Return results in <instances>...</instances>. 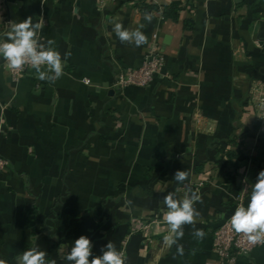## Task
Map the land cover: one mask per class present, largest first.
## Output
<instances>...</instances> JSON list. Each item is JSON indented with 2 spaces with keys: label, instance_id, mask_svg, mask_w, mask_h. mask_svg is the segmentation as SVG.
Returning a JSON list of instances; mask_svg holds the SVG:
<instances>
[{
  "label": "crops",
  "instance_id": "1",
  "mask_svg": "<svg viewBox=\"0 0 264 264\" xmlns=\"http://www.w3.org/2000/svg\"><path fill=\"white\" fill-rule=\"evenodd\" d=\"M175 4L177 19L165 18ZM28 17L41 24L40 43L54 41L62 74L41 79L31 69L15 82L0 59V158L9 162L0 171V264H18L30 248L47 264H69L81 235L94 255L110 241L123 264H221L214 233L237 198L247 205L264 170L250 104L251 85L264 81V0H0V36ZM113 22L146 42L122 43ZM154 34L163 74L115 89L142 65ZM169 193L199 197L174 244L164 239ZM236 264H264V245Z\"/></svg>",
  "mask_w": 264,
  "mask_h": 264
},
{
  "label": "clouds",
  "instance_id": "2",
  "mask_svg": "<svg viewBox=\"0 0 264 264\" xmlns=\"http://www.w3.org/2000/svg\"><path fill=\"white\" fill-rule=\"evenodd\" d=\"M40 28L41 24L33 23L31 17L10 23L9 30L0 36V59L10 69L30 65L41 79L55 80L62 74L61 54L53 47V40L49 39L47 44L39 42ZM112 30L122 43L134 42L139 47L146 42L145 35L139 29L130 32L121 23L113 22ZM67 56L68 53H65L64 59ZM173 178L183 182L186 176L183 170H178ZM198 199L195 193L185 194L180 199L174 198L171 193L164 196L163 204L167 211L163 219L170 228V234L164 237L165 242L174 244L183 237L182 225L193 223L194 215H198L194 208V202ZM229 222L237 233L247 234L253 242L264 236V170L258 173L256 182L251 185L247 205H238ZM193 236L203 239L204 231L196 228ZM178 251L182 252V247L178 246ZM65 259L69 264H123L121 254L110 241L102 246L99 255H94L93 242L87 235H81L73 241ZM17 261L18 264H47L45 252L36 248L24 250Z\"/></svg>",
  "mask_w": 264,
  "mask_h": 264
},
{
  "label": "built area",
  "instance_id": "3",
  "mask_svg": "<svg viewBox=\"0 0 264 264\" xmlns=\"http://www.w3.org/2000/svg\"><path fill=\"white\" fill-rule=\"evenodd\" d=\"M111 1L114 0H98V3L104 6ZM163 67L164 58L160 52L158 35L154 34L142 65L139 68L120 75L114 87L119 91L128 87H147L158 76L163 74ZM7 69L10 72L12 80L18 82L33 68L30 65H25L20 69H10L8 67ZM250 102L251 110L259 124L260 130L264 132V81H255L251 85ZM8 165V160L0 158V171H4ZM238 205H243V197L237 198L236 207ZM229 218L215 231L213 237V248L221 264H236L238 259L249 256L253 250L264 245V236L256 242L249 240L247 234L237 233L232 228ZM149 228V224L142 226V229L147 234ZM120 254L123 259L125 255L124 251L122 250Z\"/></svg>",
  "mask_w": 264,
  "mask_h": 264
},
{
  "label": "trees",
  "instance_id": "4",
  "mask_svg": "<svg viewBox=\"0 0 264 264\" xmlns=\"http://www.w3.org/2000/svg\"><path fill=\"white\" fill-rule=\"evenodd\" d=\"M178 9H179L178 4L173 5L168 11L164 13L165 18L170 17L176 20L177 19L176 12Z\"/></svg>",
  "mask_w": 264,
  "mask_h": 264
}]
</instances>
